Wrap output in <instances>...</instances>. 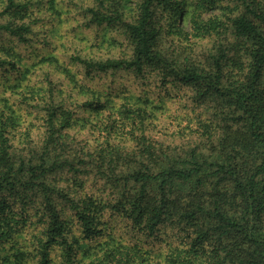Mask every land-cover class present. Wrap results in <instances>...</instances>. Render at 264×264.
I'll use <instances>...</instances> for the list:
<instances>
[{"label": "trees", "instance_id": "trees-1", "mask_svg": "<svg viewBox=\"0 0 264 264\" xmlns=\"http://www.w3.org/2000/svg\"><path fill=\"white\" fill-rule=\"evenodd\" d=\"M0 264H264V0H0Z\"/></svg>", "mask_w": 264, "mask_h": 264}, {"label": "rangeland", "instance_id": "rangeland-1", "mask_svg": "<svg viewBox=\"0 0 264 264\" xmlns=\"http://www.w3.org/2000/svg\"><path fill=\"white\" fill-rule=\"evenodd\" d=\"M212 11H215V10H212ZM211 12V11H210ZM161 97H163V96H161Z\"/></svg>", "mask_w": 264, "mask_h": 264}]
</instances>
